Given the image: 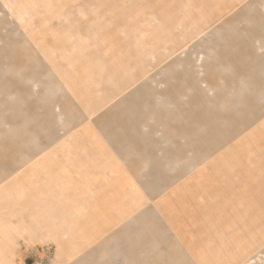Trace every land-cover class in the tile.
Here are the masks:
<instances>
[{
	"label": "rangeland",
	"instance_id": "1",
	"mask_svg": "<svg viewBox=\"0 0 264 264\" xmlns=\"http://www.w3.org/2000/svg\"><path fill=\"white\" fill-rule=\"evenodd\" d=\"M252 18L264 22V0H0V183L20 169L0 189L24 188L0 205V264L165 261L155 234L165 227L186 242L193 217L204 238L196 231L187 252L169 234L170 260L264 264L245 259L251 230L235 224L264 214V30L245 55L216 52ZM249 108H260L256 119ZM106 170L123 176L118 189L151 226L85 217ZM65 185L81 218L64 211ZM187 199L192 207H177ZM101 220L109 231L96 229ZM203 242L216 247L208 257Z\"/></svg>",
	"mask_w": 264,
	"mask_h": 264
},
{
	"label": "crops",
	"instance_id": "2",
	"mask_svg": "<svg viewBox=\"0 0 264 264\" xmlns=\"http://www.w3.org/2000/svg\"><path fill=\"white\" fill-rule=\"evenodd\" d=\"M259 27H260V29H263L264 30V22H261L260 23V20L257 19V18L250 19L249 20V25H248L247 29H245L244 31H241V32L237 33V35H235V38L227 39V42L225 40H223L224 44L223 45H219L218 46V49L216 50V52L217 53L224 52V51H226L225 49H227V48L230 47L231 50H229V52L235 53V55L237 57H240L242 55H245L246 53L249 52L248 49H249L250 42H251L250 39L253 36H257L258 32L260 31ZM223 46H224V50L221 49ZM188 59H189L188 57L185 59V63H188ZM233 64H235L238 69H241L242 68L240 62H238V61H236ZM183 65H184V63H183ZM248 110L251 112V114L253 116V118L251 120L256 119L255 117L258 116V114L261 111L260 108H254V110L252 108H249ZM255 112H257V113H255ZM80 133H82V132H80ZM113 134H115V133H113ZM229 134H235V130L230 131ZM227 135H228L227 132H222V134L217 135L218 136L217 137L218 140H216V141L214 140L213 142L214 143H218L217 145H219V146H223L222 145L223 138H225V136H227ZM16 148H17L16 149L17 152L20 151V149H22L20 147H16ZM14 152H12V153H14ZM12 153H10V154H12ZM9 156L10 157L7 156L8 160L9 159L12 160V161H15L16 160V159L13 160L14 159V156L13 155H9ZM2 162H4V157H0V164ZM12 164H14V163L12 162ZM255 165H257V164L255 163ZM257 167H259V166H257ZM17 170L18 169L13 170L9 175L6 176V178L3 179L4 181H2L1 183L5 182V181L8 182L9 180H11V178L17 176L18 173L20 172V169L18 171ZM154 172H155V170H151L147 175H145V181H149V184L153 183V180L155 178ZM103 176L104 177L106 176L107 178L109 176V180L110 181L106 182V186L103 188L102 192L99 194V197L95 201V203L92 202L94 204L91 205L90 210L96 212V214L95 215H91L89 217H87V216H85V217L88 218V219L89 218L99 219L98 216H102V218H105V219H108V220H109V218L110 219H112V218H120V219H122L123 218L124 221H125L127 218L129 220L130 218H132L133 216H135L136 213L138 211H140V209H141V208L140 209L137 208L139 206L138 204H136L137 203V200H136V203L133 206H131L130 191L129 190H126L124 188H119L118 189V187H119L118 184H120L122 182L123 176H119L118 175L116 177L115 174H113V175L110 176V174H109L108 171H107V175L103 174ZM158 177H159V179L156 180V182L157 181H160L161 182V175H160V173H159ZM22 178H23V176L20 177V180L21 181H23ZM145 185L147 186L146 183H145ZM109 186H112L111 189H108ZM115 186H116V190L114 191L113 188ZM161 187H162V185H161ZM18 188H19V190H16ZM59 188H61V187H59ZM63 189L64 190H58V191H60L59 195H65V198H67L66 200H70L71 201L70 204H68V206L64 207V209H65L64 211L74 212V214H70V216L72 218H74V219L81 218V217H79V215L83 211V208L80 205H77L76 206V200L74 201L73 199H70V196H71L70 195V191L71 190H70L69 185H67V186L65 185L63 187ZM23 191H24V188L22 186H14V184H12V185L11 184L10 185H5L4 184V186H2L1 189H0V205H2V208L3 207H6V204L2 203V202L5 201L4 199L6 197L8 199H11L12 200L13 196L19 194V198L23 199L24 198V192ZM111 191L113 192V196H117L116 198L117 199H120L117 203H115V201L112 200V205L110 204L111 200L110 201L108 200V195H109V193H111ZM124 191H127L128 193H126ZM159 192H160V190L157 189V193H159ZM48 194H50V195L53 196V195H55V192L54 191H45V194L44 195L47 196ZM123 196H125V197H123ZM125 199H127L126 202H124ZM13 200H15V198ZM191 201H193V199L192 200L191 199L181 200L177 204V207L178 208L185 207L186 210H187L189 207H192ZM73 202H74V206H73ZM161 208H162V206H161ZM155 209H156V207H155ZM147 210H149V209H147ZM112 211H113L114 215L111 214ZM144 211H146V210H144ZM97 212L100 213V214H102V215L97 214ZM144 214H146V213L140 212L138 215H136L137 218H138L137 219V222H136V227L137 226L140 227V226L143 225V223L145 221ZM249 214H251V213L245 211L239 217L240 218V221L239 222H236L235 224L238 225V226H240L241 228H247L248 230H251L250 232H251V237L252 238H251L250 243H241L244 246V247L241 248V250L243 249L244 252H245V259L248 258L249 256H253V254H255L256 257H251V258L249 257V259H248L249 261L247 260L248 262H251L252 259L254 260V258H257V257H260V256H264V214L263 215L260 214V217L257 216V214H256L255 217H252ZM157 217L160 220V217L159 216H157ZM192 217H193V215H192ZM172 218L173 217H170V216H168V215L165 214V219H169L170 220V224H172V222H171L172 221ZM235 218L237 219L238 217H235ZM108 220H103V221L101 220V222L99 221L97 223V225H96L97 226L96 229H98V226L100 225V226L106 227L107 231H109V227H111L113 224L110 225L111 222L108 221ZM191 220H192L191 221V225L193 224V228H191L188 231V235L190 237L187 238L186 242L181 241L176 236V234L178 236H180L178 232L173 233V232H171V229H166L165 227H163V228L166 231H163L161 233H156L155 234V238L157 240H160V242H162V244H163L162 247H160V248H161L162 252H164L163 257L165 258V261H162L161 259H159L160 255L156 253L153 256V258L157 262H153L152 264H200L195 259H190V258L183 259L184 262H182L180 260V258H178L177 256H176L175 260L172 261L173 259L172 260L169 259V257L167 256V254L165 252V249L163 248V246L165 245V243L167 241H169L168 236L170 237V235H171L172 238H173V240L176 242V245H177L176 247H177V249L179 251L181 249L182 250H185L186 249L187 252L190 251V250L193 251L194 250V244H195V242H194V240H195L194 234L197 231V235L200 236V238L202 239V238H204V232H199V230H198L199 228H196V231H195L194 230V217H193V219L191 218ZM128 222L129 221H126L125 224L122 225V227L123 226H126V224H128ZM204 222H207V221H204ZM159 223L161 224L162 221L160 220ZM1 224H2V222H1ZM187 224H189V218H188ZM247 224H250V225L248 226ZM145 225H150L151 226V222H149V221L146 220L145 221ZM3 226L5 228L8 227V226H5V222H3ZM169 226H171V225H169ZM155 227H157V225H155ZM253 230L255 232H253ZM2 231H0V232H2ZM170 239H171V237H170ZM171 241H172V239H171ZM204 242L202 243V246L199 245L200 246L199 247V253H200V256L201 255L203 256L205 254L204 256H207L208 257L210 255V252L212 250H214L216 247H213L212 248V245H210L209 243H204ZM226 243H227V238L226 237L223 239V241L221 240L219 242V245L223 248L222 249L223 251L226 250V247H225ZM80 248H81V246H80ZM167 259H169V260H167ZM210 260H206V262H205V259H203V262H201V264H215L213 262H210ZM261 261L264 263V259L261 260ZM218 264H222V263L219 262Z\"/></svg>",
	"mask_w": 264,
	"mask_h": 264
}]
</instances>
